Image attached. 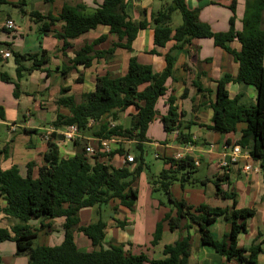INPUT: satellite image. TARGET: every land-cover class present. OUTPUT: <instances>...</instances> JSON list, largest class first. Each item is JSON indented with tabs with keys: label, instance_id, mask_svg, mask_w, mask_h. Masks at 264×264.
I'll list each match as a JSON object with an SVG mask.
<instances>
[{
	"label": "trees",
	"instance_id": "trees-1",
	"mask_svg": "<svg viewBox=\"0 0 264 264\" xmlns=\"http://www.w3.org/2000/svg\"><path fill=\"white\" fill-rule=\"evenodd\" d=\"M9 2L10 0H0V7ZM236 4L235 0L229 6L234 13ZM86 9L83 4L66 3L56 15L31 13L34 21L42 23V34L50 33L63 41V51L73 48L72 40L99 26H107L109 34L116 36V41L105 50L96 49V46L105 42L109 34H102L94 41L86 42L75 49L74 57L69 58L61 67L60 74L63 79L78 66L90 68L95 60L114 55L118 48L133 52V43L139 32L149 25L154 29L155 48L150 51L151 54H159L158 48L165 47L171 40L175 41V45L164 55L166 66L161 72H155L152 65L143 64L137 56H131L124 75H98L95 89L84 92L80 102L76 101L74 95H67L70 87H62L57 99L58 106L67 107L70 114L58 112L57 118L52 122L55 129L77 125L81 133L88 135V125L91 121L98 122L106 118L107 121L103 122L93 135L100 138L118 137L135 142V149L139 154L134 156V160L140 164L131 169L133 163L127 162L121 167H116L100 160L104 155L114 157L117 154H130L123 143L109 154L88 156L83 139H77L73 142L77 148L75 154L62 155L59 133H53L48 141V151L44 155L45 163L39 167L37 176H34L32 171L33 162L28 164L26 176L20 173L16 165L6 170L0 167V203L1 199L7 202L5 207L0 205V212L19 221L10 229L0 227V243L16 242L17 252L28 255V264H191L192 236L189 229L196 226L202 242L213 247L228 261L234 260L238 264H261L258 260L259 255L264 253L261 232L251 246L244 247L239 244V236L247 233V220L256 215V210L237 208L236 194L224 191L222 182L229 176L228 173L218 175L212 180L197 178L196 172L200 163L196 165V158L190 154H185L183 158H167L165 162L169 168H164L150 180L152 193L155 195L160 192L165 195L171 208L157 223L152 245L160 241L165 224L172 231L187 230L186 235L165 246L163 258H150L145 253L126 252L124 245L116 241L105 246L107 221L100 217L95 222L81 224L80 211L84 208L100 207L114 200H118L119 204L127 209L134 210L138 190L133 184L142 171L144 147L146 142H150L148 130L158 114L157 103L168 91L166 83L169 78L174 77L179 52L186 44L199 38H212L216 46L228 51L239 63L236 78L226 74L218 80L216 100L211 103L213 117L210 128L219 133H236L239 124L243 123L244 127L236 144L249 150L250 156L259 162L264 176V0H246L242 30L235 28V17H232L230 28L220 32L214 31L210 24L203 22L200 19V9H190L186 0L165 3L161 9L152 11L150 18L139 23L127 13V0H104L92 13H87ZM176 11L182 15V23L174 27L173 14ZM57 22L63 23L60 31L52 30ZM235 40L241 43L239 52L228 45ZM197 49L195 46L194 54ZM13 53L19 80L38 69L46 71L49 76L50 70L43 69L50 63L46 50L29 54L17 51ZM28 61L31 63L30 67L25 66ZM78 78L77 80H80ZM200 78L201 73H197L194 84L199 92H203ZM0 79L4 82L13 81L2 71ZM231 81L254 86L257 89L256 104L247 106L240 103V96L232 98L227 88ZM15 85L17 91L19 85L17 82ZM15 93L17 95V92ZM175 102L176 97L170 95L167 100L168 113L161 118L164 130L167 133L178 131V142L182 145L198 144V141L180 126V113ZM131 107L136 112L130 114L128 126L116 123L111 127L108 119L117 122L119 114ZM1 109L0 106V116L4 117ZM208 182L215 185L217 195L224 199H234L232 207H212L205 203L193 205L184 198L178 199L172 191L173 185L177 183L184 189L187 186H203ZM159 203L165 204L164 200L160 199ZM219 217L225 218L231 226L230 232L222 239H217L212 232V226ZM57 218H64L63 241L60 244L34 246L40 229L32 226L31 221H41L42 228H48L51 223L45 224L44 221ZM76 232L91 240L92 250L84 251L79 248L75 239Z\"/></svg>",
	"mask_w": 264,
	"mask_h": 264
},
{
	"label": "crops",
	"instance_id": "crops-1",
	"mask_svg": "<svg viewBox=\"0 0 264 264\" xmlns=\"http://www.w3.org/2000/svg\"><path fill=\"white\" fill-rule=\"evenodd\" d=\"M103 1L54 0L53 2H46L45 0H10L8 4L0 7V51H10L11 53L9 58L0 57V62L2 63L0 71L7 73L13 80L4 82L0 79V106L2 107L1 111L5 115L4 117L0 116V167L2 169L6 170L16 165L19 167L20 173L26 176L28 164L33 162L32 171L34 176H37L39 167L45 163L44 155L48 151L49 140L46 139V135L50 134L51 136L56 131L55 127L52 126V122L57 118L58 112L66 115L70 114L67 107H59L57 104L61 88L70 87L67 95H74L76 101L80 102L82 94L90 91L81 90L76 96L75 86L77 87V83H87L95 89L96 77L106 74V72L100 74L101 69L99 68L96 72L97 65L106 62L109 68L110 66L113 67L115 73L118 69H121L120 75H124L128 69L130 57L137 56L141 63L152 65L155 72L164 70L166 66L164 55L175 45V41L171 40L165 47L158 48L159 54H151L150 51L155 48L154 29L149 25L146 29L139 32L133 43V52L118 48L114 55L95 60L90 68L78 66L66 79H63L60 74L61 67L69 58L74 57L75 49L80 48L86 42L94 41L102 34H109V28L107 26H99L97 29L72 40L73 48L63 51V41L50 33L47 35L42 34L40 31L42 23L34 21L31 13L39 12L42 15H56L66 3L70 5L83 4L87 7L86 12L92 13ZM233 1L235 0H186L190 9H200V19L210 24L216 32L227 31L230 28L232 17H235V28L237 30L243 29L246 0H236L235 13L229 8ZM170 2V0H127V13L136 23H139L150 18L152 11L159 10L165 3ZM5 6H10L22 13V18L25 21L24 28L16 22L12 12H10L11 9H7ZM8 19H12L18 29L8 30L5 27V22ZM181 23L174 27L179 26ZM62 25V22H57L52 27V30L60 31ZM113 41H116V36L109 34L108 39L97 45L96 49H108ZM194 45L198 47L195 54ZM228 45L237 52L242 47L238 40L232 41ZM41 50H46L50 57V63L43 68L50 70L49 76L46 71L38 69L19 80L13 51L29 54L39 53ZM30 65L29 61L25 64L26 67H30ZM87 72H89V75L86 76ZM238 72L239 63L235 57L222 47L216 46L212 38H199L186 44L178 54L174 77L167 80L168 91L157 103L158 114L150 124L147 134L150 142H146V144H152L161 149L163 154L157 155L165 161L170 157L176 158L178 152L192 155L200 163L198 170L204 167L205 173L200 177L202 180H205V178L212 180L218 175L228 173L229 176L222 182L224 191L236 194L237 208H254L256 210V215L247 220V233L239 236V244L249 247L256 241L259 232L262 233L261 239H264V176L259 162L252 157L241 158L239 163L230 167L228 171H224L219 166V162L229 149L228 147L235 144L240 138L241 129L244 127L243 123L239 124L236 133L220 134L210 128L213 117L211 103L216 100L218 80L226 74L236 78ZM197 73H201L199 82L204 89L203 92H199L194 84ZM56 76L62 77L63 81L57 82L59 85H55V82H52L55 80L53 77L56 78ZM70 76L71 80L69 79ZM77 78L80 80H77ZM16 82L19 85L17 91ZM227 88L232 98L240 96V103L247 106L256 104L257 89L254 86L243 82L231 81L227 84ZM15 92H17V95ZM184 94L185 97H183ZM170 95L176 97L175 105H177L180 113V126L186 132H189L194 140L198 141V144L192 145L190 149L187 145H182L178 142V131L167 133L163 128L161 118L168 113L167 100ZM131 108L133 109V107ZM46 111L54 112L52 120H47L44 113ZM105 119L95 122L92 127H89L90 130L92 131V128H96L98 123L102 124L107 121ZM108 120H110V124L120 123L119 121ZM155 127H158L159 131L154 136L153 128ZM64 128L57 129V131L63 132ZM87 134L81 133V137L89 140L87 145L96 146L97 138L99 137L90 135L89 131ZM124 142L130 141L121 140V142L112 144V148L115 149ZM59 145L60 152L61 147L67 145V141H64L63 137L62 139L60 138V133ZM64 150L65 156H71L75 154L77 148L74 145L73 149H67L66 147ZM124 158L125 155L119 154L114 157L104 155L100 157V160L106 164L121 167L126 164ZM246 163L253 165V169L250 172L243 170V166ZM135 166L136 163L134 162L131 165V169ZM167 168H169V165L165 167V169ZM172 191L178 199L184 198L193 205L205 203L212 207H232L234 204V199H224L217 195L216 187L212 182H208L203 186H187L184 189L177 183L173 185ZM111 202L109 204H112ZM221 202L224 204H221ZM115 204L119 205L118 207L114 206V208H117V215L122 217L114 216L107 221L105 246H108L109 242L116 241L124 245L126 252L133 254L145 253L150 258H163L165 246L176 242L182 235L187 234L186 229L172 231L165 224L160 241L156 245H152L157 223L171 210L170 207L166 206V202L160 205L157 199L151 198L149 210L151 213L152 211H156V213L152 216L147 215L143 224L139 227V218L136 215L137 203L133 211L118 203ZM0 205L5 207L7 205L6 200L1 199ZM94 208H84L80 211L81 224H89L92 221ZM84 213L87 214L85 220L82 218ZM119 221L120 224H118ZM63 222L64 218L44 221L45 224L51 223V227L48 228H42L41 221H31V225L40 229L38 236L51 238L56 231H60ZM254 222L259 223L254 226ZM18 223V219L0 212V227L10 229ZM230 230V223L223 217H219L212 226V232L217 239H222ZM189 233L192 236L191 264H238L234 260L228 261L224 256L218 254L213 247L204 244L196 226L190 228ZM75 239L80 249L84 251L92 250L91 240L84 234L76 232ZM46 241L47 238L44 240L45 244ZM17 251L16 242H1L0 263L28 264L29 258L27 255L24 253L19 254ZM258 260L261 264H264V253L259 255ZM144 264L149 263L146 262Z\"/></svg>",
	"mask_w": 264,
	"mask_h": 264
},
{
	"label": "rangeland",
	"instance_id": "rangeland-1",
	"mask_svg": "<svg viewBox=\"0 0 264 264\" xmlns=\"http://www.w3.org/2000/svg\"><path fill=\"white\" fill-rule=\"evenodd\" d=\"M170 1H172V0H170ZM5 8L11 9L10 12H12V15L15 18L16 22L18 24H20L24 28L25 27V21L22 18V13L19 12L17 9H13L10 6H5ZM181 22H182V15H181V13L179 11H176L173 14V22H172L173 26H175V25H177V24H179ZM1 64L2 63L0 62V69L2 68ZM11 64H12V62H11ZM98 68L101 69V71L99 72L100 74H103L105 72L106 73L109 72V73H111L113 75H120L121 72H122L121 69H118L117 72L115 73V71L113 70V67L110 66V68H109L106 62L102 63L100 65H97L96 66V72L98 71ZM87 75H89V72L86 73V76ZM53 79H55V80H53L52 82H55V85L56 84L59 85V83H57V82L62 80V77L61 76H58V77L56 76V78L53 77ZM69 79L71 80V76H70ZM30 86L32 87V85H30ZM93 89L94 88L91 87L90 84L77 83V87L75 86V92H76L75 95L77 96L79 94V91H81V90H83V91H91ZM52 90H53V87H52ZM134 111H135V109L131 108L127 112H121L119 114V120H118L120 122V124H123L124 126H128L129 121H130V114L134 113ZM44 113H45V116H46L48 121L52 120V118L54 117V112H52V111H46ZM94 124L95 123H93V125ZM97 125L98 126H96V128H92L93 129L92 131L89 130V134L90 135L94 136L93 132L97 131V129L99 128V125H101V123H98ZM194 130H196V129H194ZM158 131H159L158 127L153 128V135L154 136L157 135ZM81 139H83L82 141L84 142V146H85V149H86V146H87L89 140H87V139H85L83 137ZM123 144H124V146L127 149H129V153L131 155L136 156L137 154H139V151H136V149H135V142L130 141V142H124ZM66 147H67V149H70V148L73 149L74 148L73 142H68L67 141V145L61 147V154L62 155L65 154V150L64 149ZM157 154H163V151L161 149H159L158 147H156L155 145L145 144V147H144V163L142 165V171H141L140 175L137 176V178H136V180H135V182L133 184L134 188H136L138 190V201H137V211H136L137 212L136 215L139 218L138 227L143 224L144 218L147 215L152 216V215H155V213H156V211H152V213H151V211L149 210L150 209V200H151V198L152 199H157L158 201H159V199L160 200H164L166 202V206L169 207V204L167 203V198H166L165 195H163L162 193L160 194V192L156 193L155 195L153 193H151V191H152V186L150 184L151 178L152 177H156L157 175H159L160 172L167 166L165 160L162 157H157L156 156ZM138 164H140V163H136L135 167H137ZM204 173H205V171H204V167H203V168L199 169L196 172V176L198 178H200V177H202L204 175ZM150 188H151V191L149 192ZM111 203L112 204H105V205H102L100 207L96 206L94 208L95 211L93 213V217H92V221L91 222H95L100 217L103 218L106 221H109L114 216L115 217L119 216V218H121L122 217L121 215H117V213H118L117 208L114 209V206L116 205L115 203L119 204V202L118 201H112ZM221 204H224V203L221 202ZM116 206L118 207L119 205H116ZM86 215H87L86 213H84L82 215L83 220H85ZM258 223L259 222H254L253 225L256 226ZM213 230H214V228H213ZM63 237H64L63 229L61 228L60 231H56L54 233V236L51 237V238L47 237V236H38L34 240V244L33 245L37 246V245L45 244L44 243L45 238H47L46 244H51V245L60 244L63 241ZM25 255H27V254H25ZM27 257H28V255H27ZM0 264H3V263H0ZM5 264H7V262Z\"/></svg>",
	"mask_w": 264,
	"mask_h": 264
},
{
	"label": "built area",
	"instance_id": "built-area-1",
	"mask_svg": "<svg viewBox=\"0 0 264 264\" xmlns=\"http://www.w3.org/2000/svg\"><path fill=\"white\" fill-rule=\"evenodd\" d=\"M5 27L8 30H16L18 29L16 23L12 19H8L5 22ZM11 56L10 51H0V57L3 58H9ZM96 121H91L88 125V127H92L93 123ZM114 126V124H111V127ZM55 131V130H54ZM54 133H60L62 135L64 141L68 142H74L77 139H81V131L79 130L77 125H69L66 126L63 130V132H58L57 129ZM51 138L50 134L46 135V139L49 140ZM122 141H127L123 140L122 138L118 137H112V138H97V145L94 146L92 144H89L86 146V154L88 156H95L99 153H105L109 154L111 151L114 149L112 148V144L118 143ZM188 148L192 146L191 144L187 145ZM213 146V145H212ZM227 153L224 155V157L221 159L219 162L220 168H222L224 171H228L230 167L233 165H237L240 161L241 158L243 157H251L249 154L248 149H244L241 145L239 144H233L232 146L228 147ZM184 153L178 152L176 154V158H183ZM158 157V155H156ZM124 162L128 163H134V156L131 154L125 155ZM196 165H199V161H196ZM253 169V165L250 163H246L243 166V170L246 172H250Z\"/></svg>",
	"mask_w": 264,
	"mask_h": 264
},
{
	"label": "water",
	"instance_id": "water-1",
	"mask_svg": "<svg viewBox=\"0 0 264 264\" xmlns=\"http://www.w3.org/2000/svg\"><path fill=\"white\" fill-rule=\"evenodd\" d=\"M60 138L62 139V135H60Z\"/></svg>",
	"mask_w": 264,
	"mask_h": 264
}]
</instances>
